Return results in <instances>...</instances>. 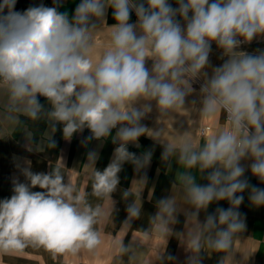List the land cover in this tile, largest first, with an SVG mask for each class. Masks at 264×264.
Here are the masks:
<instances>
[{"label": "clouds", "instance_id": "clouds-1", "mask_svg": "<svg viewBox=\"0 0 264 264\" xmlns=\"http://www.w3.org/2000/svg\"><path fill=\"white\" fill-rule=\"evenodd\" d=\"M16 2L0 0V124L25 125L29 152L55 148L58 125L65 140L84 129L91 133L88 140L111 137L117 145L113 158L103 171L93 170L91 195L109 201L112 210L122 166L131 163L139 173L152 159L151 151L137 156L128 145L139 147L141 136L150 137L163 146L161 161L171 168L174 157L184 171L172 183L171 195L156 201L150 227L142 230L144 242L153 235L162 239L160 264H165V247L173 235L190 253L186 264H203V253L222 254L218 264H242L235 259L246 230L240 194L248 190L250 204L264 206V188L249 184L241 163L251 160L248 168L264 183V50L237 49L264 36V0H176V8L168 0H80L71 18L58 10L63 0L23 12L14 10ZM109 8L115 21L109 26L111 44L94 65L89 55L93 33L106 23ZM132 12L136 23H130ZM213 43L227 59L209 76ZM149 60L151 68L146 66ZM197 79H203L198 111L204 117L224 114V130L202 144L194 143L188 131L168 142L161 139L163 128L141 124L153 102L159 117L185 109ZM21 117L27 122L45 120L44 138L35 139ZM98 158L96 151L87 154L93 165ZM24 165L16 166L26 182L13 179V194L0 200V252H19L29 245L54 256L95 250L102 243L95 226L105 216L103 208L88 203V193L78 191L70 177L65 182L59 166L34 173L30 160ZM193 169L207 184L198 183ZM134 181L145 187L146 173ZM37 187L41 191L32 190ZM132 188L122 194L125 200L133 198L124 222L128 227L140 218L142 208V190ZM220 201L229 207H217L200 221V213ZM181 212L185 232L178 233L173 227ZM116 244L121 254L129 253L123 240Z\"/></svg>", "mask_w": 264, "mask_h": 264}, {"label": "crops", "instance_id": "crops-1", "mask_svg": "<svg viewBox=\"0 0 264 264\" xmlns=\"http://www.w3.org/2000/svg\"><path fill=\"white\" fill-rule=\"evenodd\" d=\"M79 3L80 0H63L58 10L61 12L67 11L71 18L74 14L76 5ZM168 3H170L173 8L178 7L176 0H168ZM40 4L47 7L54 6L53 0H17L14 10L23 12L29 7L39 6ZM6 13L7 9H5V14ZM132 14H135V12H132ZM177 19L179 20L180 18L177 17ZM105 20L106 23L102 22L100 28L96 29L93 34L111 33L112 29L109 26L115 23L111 8L107 10ZM180 22L182 27L185 26L182 20ZM237 50L248 53L264 50V36L254 39L250 44H242ZM226 59L227 57H222V50L218 49L216 44L213 43L209 57L210 66L206 69L209 76L212 74V68L222 65ZM202 84L203 79H197L193 83L195 91L186 99L185 109L178 108L168 117H159V113L153 102L152 111L146 115L141 121V124L149 129L163 128L164 131L161 139L162 141L168 142H174L178 139L179 133L188 131L194 143L202 144L209 136L224 130L226 127L224 114L204 117L198 111L201 106L199 103V90ZM39 100L45 105V108L49 107L44 97H39ZM193 101H195V103H193ZM21 119L25 121V123H27L26 126L32 130L35 139L40 140L44 138V133L47 131L48 127L45 120L41 119L36 122H27L26 118L21 117ZM204 126H208L209 131L207 135L201 136L199 134V129ZM24 127L25 125L23 124L15 128L0 124V200L10 198L13 194V179L18 178L20 182H26L25 177L17 168V164L25 166L24 161L30 160L31 171L34 173H48L53 167L59 166L62 173L65 175V182H67L68 177H70L78 191L88 193V203L93 206L100 205L103 208L105 216L102 217L95 226L97 230L101 232L102 243L99 246L107 243L117 246L116 242L123 240L124 245L129 246L128 254H130L131 247H135L137 241L143 245L148 243L151 244L149 250L151 254L150 259L158 260V256L163 252L164 247L162 239L159 236L153 235L151 240L145 243L142 230H146L150 227L149 217L156 212V201L171 195L172 183L176 181L178 174L184 171V169L176 163L174 157L171 161V168L161 161L163 146L160 143L155 142L148 136H141L139 138V147L132 144L128 145V150L135 153L137 156L151 151L152 159L150 165L139 173L136 172L131 163L126 162L122 166V170L118 174L120 183L117 190L112 194V199L115 202L112 210L109 201L91 195V174L93 170L97 168V170L103 171L113 158V152L117 145L112 143L111 137L103 142L94 139L88 140L87 138L91 133L88 129H84L82 132L74 134L70 140H65L62 135L61 126L58 125L57 131L53 136L56 142L55 148L46 146L41 152H29L26 147L27 141L22 131ZM115 132L116 130L113 129L112 135H115ZM92 151H96L99 157L95 165L87 161V154ZM60 160H62L64 167ZM251 162V160L241 162L246 168L245 177L250 185L264 188V183H261L258 178L253 176L248 168ZM192 171L198 183L207 184V180L201 179L198 170L193 169ZM145 173L147 184L144 187L143 184L135 182L134 180H139ZM206 174L207 173H205V175ZM131 186H133V192L142 190V208L140 218L132 220L130 227H128L124 225V222L128 218L127 207L132 203L133 198L129 197L125 200L122 194ZM32 190L41 191L38 187ZM240 195H243L244 200L239 211L246 216V230L242 233V243L237 244V248L245 257L250 256L247 260H244L243 255L237 252L235 259L238 262H242V264H264V206L258 208L253 207L249 202L248 190ZM149 196L151 199H149ZM217 207L226 209L229 207V204L227 201L212 203L207 213L203 211L200 213V221L205 219L206 214L213 213ZM184 223L185 216L183 212H181L178 215V223L173 227L174 232H185ZM69 253L70 252H66L54 256L41 246L29 245L19 252L8 254L0 252V264H64L66 260L70 259V256L68 258ZM188 255H190V253L185 251L184 246L181 245L175 235L168 238L164 252L166 263H172L174 261L178 264H186ZM202 255L203 264H218V260L222 254L212 253L209 256L207 253H203ZM167 256H172L174 259L169 262L166 260Z\"/></svg>", "mask_w": 264, "mask_h": 264}, {"label": "rangeland", "instance_id": "rangeland-1", "mask_svg": "<svg viewBox=\"0 0 264 264\" xmlns=\"http://www.w3.org/2000/svg\"><path fill=\"white\" fill-rule=\"evenodd\" d=\"M137 17L131 13L130 23H136ZM94 47L90 50V58L95 65L98 63L102 53L108 49L111 44V33L93 34ZM151 68L152 62L146 63ZM131 247V246H130ZM151 244H139L131 247L130 254H121L116 245L107 243L98 246L95 250L79 249L76 252H70L64 264H160L157 259H150ZM154 254V252H153ZM132 256L134 259H130ZM165 264H178L176 262Z\"/></svg>", "mask_w": 264, "mask_h": 264}, {"label": "built area", "instance_id": "built-area-1", "mask_svg": "<svg viewBox=\"0 0 264 264\" xmlns=\"http://www.w3.org/2000/svg\"><path fill=\"white\" fill-rule=\"evenodd\" d=\"M208 131H209V127H208V126H204V127H201V128L199 129V134H200L201 136H203V135H207V134H208Z\"/></svg>", "mask_w": 264, "mask_h": 264}]
</instances>
